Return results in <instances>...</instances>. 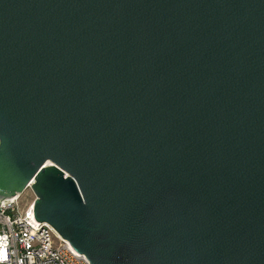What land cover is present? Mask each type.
<instances>
[{"label": "water", "instance_id": "obj_1", "mask_svg": "<svg viewBox=\"0 0 264 264\" xmlns=\"http://www.w3.org/2000/svg\"><path fill=\"white\" fill-rule=\"evenodd\" d=\"M90 264H264V0H0V198Z\"/></svg>", "mask_w": 264, "mask_h": 264}, {"label": "built area", "instance_id": "obj_2", "mask_svg": "<svg viewBox=\"0 0 264 264\" xmlns=\"http://www.w3.org/2000/svg\"><path fill=\"white\" fill-rule=\"evenodd\" d=\"M21 193L0 198V264H90L48 223L33 216V202L22 205Z\"/></svg>", "mask_w": 264, "mask_h": 264}, {"label": "rangeland", "instance_id": "obj_3", "mask_svg": "<svg viewBox=\"0 0 264 264\" xmlns=\"http://www.w3.org/2000/svg\"><path fill=\"white\" fill-rule=\"evenodd\" d=\"M22 205L25 203V202H29V201H32L35 199V195L32 191L31 188L27 189L24 194L22 195Z\"/></svg>", "mask_w": 264, "mask_h": 264}]
</instances>
